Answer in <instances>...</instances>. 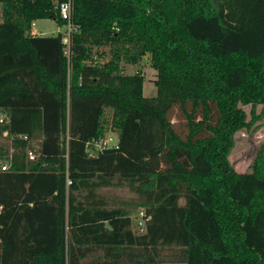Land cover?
<instances>
[{"label": "trees", "instance_id": "16d2710c", "mask_svg": "<svg viewBox=\"0 0 264 264\" xmlns=\"http://www.w3.org/2000/svg\"><path fill=\"white\" fill-rule=\"evenodd\" d=\"M67 1L0 0V264H264V143L228 159L264 117V0H70L69 44L33 34ZM124 186L137 230L98 191Z\"/></svg>", "mask_w": 264, "mask_h": 264}, {"label": "rangeland", "instance_id": "374dc122", "mask_svg": "<svg viewBox=\"0 0 264 264\" xmlns=\"http://www.w3.org/2000/svg\"><path fill=\"white\" fill-rule=\"evenodd\" d=\"M1 15V6H0V19ZM32 29L37 31V34L42 35H56L59 30H62L66 34L69 30L68 24L65 26H60L57 21L51 18L37 19L34 21ZM63 36V34H62ZM95 49H97L95 47ZM103 51L104 55L99 57L100 60L108 59L109 46L99 47ZM125 71L128 73H134L135 71H140L145 75V81L143 86V91L145 96H155L157 94V87L155 85V79L157 77V71L152 66L150 55L147 54L144 58L137 64H125ZM240 106L244 109L247 114V121L252 119L253 106L251 104ZM263 104H258L254 107V112L256 115L262 113ZM7 133L0 135V144L8 143L9 139L5 137ZM111 142L116 141V134L112 131L107 132V136ZM264 143V117L261 119H255L249 127H244L236 131L234 134V145L228 155V159L233 166V168L238 172L250 171L254 158L261 146ZM99 193L108 201L109 206L114 207H125L130 210V215L132 217V227L134 230H137L141 224L139 220L143 214V207L135 206L133 203L137 200L138 196L131 191L128 187H103L100 188ZM174 249L165 248L163 250V258L169 259L173 257ZM91 259V258H89ZM160 264H184L181 262L175 261H163Z\"/></svg>", "mask_w": 264, "mask_h": 264}, {"label": "built area", "instance_id": "2783aa9c", "mask_svg": "<svg viewBox=\"0 0 264 264\" xmlns=\"http://www.w3.org/2000/svg\"><path fill=\"white\" fill-rule=\"evenodd\" d=\"M71 9H72V5H71V1H70V0L67 1V2H63V3L60 4V13H61L62 17L65 18V19H68V20H69V23H68L69 30H68V32H67L66 34H64V32L62 31V34H63V41H64L65 43H67V44H69V42H70V30H71V28H72V26H71V24H70ZM3 119H4V115H1L0 120H3ZM6 133H7V132H6ZM24 137L27 138L26 135H25ZM111 144H117V140H116L115 142H111V141L109 140V138L106 137L103 141L97 142V143H96V146H97L98 148H102V147H104V146H109V145H111ZM92 153H94V152L92 151ZM29 155H30V157H31L32 159L35 157L33 151H30V152H29ZM6 167H7L6 164L2 166L3 169H6ZM142 215H143V214H142ZM140 222H141V224H142L143 220L141 219Z\"/></svg>", "mask_w": 264, "mask_h": 264}, {"label": "crops", "instance_id": "0c3cea01", "mask_svg": "<svg viewBox=\"0 0 264 264\" xmlns=\"http://www.w3.org/2000/svg\"><path fill=\"white\" fill-rule=\"evenodd\" d=\"M33 34H37L38 32L35 29H32Z\"/></svg>", "mask_w": 264, "mask_h": 264}]
</instances>
